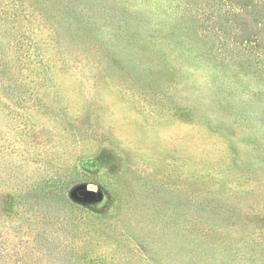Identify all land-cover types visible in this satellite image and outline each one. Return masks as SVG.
Listing matches in <instances>:
<instances>
[{"label":"rangeland","instance_id":"obj_1","mask_svg":"<svg viewBox=\"0 0 264 264\" xmlns=\"http://www.w3.org/2000/svg\"><path fill=\"white\" fill-rule=\"evenodd\" d=\"M3 4L0 264H145L126 245L146 237L162 252L158 262L175 264L169 232L161 238L164 214L192 221L214 199L236 214L243 201L255 220L264 217V207L258 211L264 204V150L253 143L264 144V130L249 121L260 118L264 125L257 116L263 103L254 98L257 79L238 71L233 76L211 61L116 50L108 60L102 57L105 65L95 66L90 53L81 78L63 77L53 64L45 75L42 63L56 52L46 45L36 50L48 42L44 20L28 7L18 19L9 18L11 3ZM222 70L239 90L215 80ZM236 120L248 125L238 129L242 133L231 125ZM57 174L66 188L52 206L60 219H52L47 203L28 201L17 188ZM124 211L123 223L112 225ZM258 228L264 231V223ZM121 239L123 249L116 248Z\"/></svg>","mask_w":264,"mask_h":264},{"label":"trees","instance_id":"obj_2","mask_svg":"<svg viewBox=\"0 0 264 264\" xmlns=\"http://www.w3.org/2000/svg\"><path fill=\"white\" fill-rule=\"evenodd\" d=\"M4 1L0 0V11L8 4L2 5ZM8 1L11 3L9 18L18 19L28 7L35 15L39 12L44 20L49 32L48 42L37 44L40 46L36 50L39 47L43 49L46 45L49 51L56 52L55 57L47 56L44 59L46 62L42 63L45 75L53 64L60 68L59 73L63 77L72 78L70 74L80 77L78 74L91 62L89 55L93 51L96 59L92 62L95 66L104 62L102 57L108 60L109 51L113 50L123 53L163 52L167 56L171 55L176 62L180 59L200 64L204 60L211 61V66L224 67L222 69L233 73V76L239 72L257 79L259 85L253 95L256 102H259L260 96L264 107V0ZM186 63L184 62L185 65ZM179 65L183 67V64ZM176 67L168 66V69ZM226 73L225 70L218 71L215 80L225 88L234 87L239 90L241 86H237L229 78L230 74ZM262 106L258 109H262V112L257 116L264 118ZM249 121L253 127L264 130V125L259 123L260 118ZM237 123L241 122L236 120L231 125ZM241 126L237 124L233 129L242 133L238 130ZM262 139L264 141V136ZM229 141V148L234 149V139ZM253 141L256 150H264L261 141ZM60 178L57 174L45 181L25 182L17 188V192L28 201L47 203L51 208L47 210L49 217L60 219L52 209L53 203L65 192L66 183ZM220 202L212 199L208 206L199 208V216L195 217L199 220L189 221L179 214L161 216L162 223L165 224L161 230V238L169 232L172 263L259 264L258 261L264 258V231L258 228V223H264V217L255 220L243 201L237 204L241 207L239 214H236L233 206L222 207ZM259 207L258 211L263 209L264 204ZM175 209L180 210L178 205ZM126 213L116 214L112 225L122 224L127 217ZM256 227L258 234L250 233ZM108 234L114 235V232ZM108 234L106 232L107 236ZM129 235L131 239H135L127 232V236ZM151 241L153 239L146 237L143 242L136 240L134 244L126 246L136 257L144 256L145 264H161L156 255H161L162 252L154 250L150 245ZM118 242L116 248L123 249V239ZM263 262L260 264H264ZM4 264L8 262L5 260Z\"/></svg>","mask_w":264,"mask_h":264},{"label":"water","instance_id":"obj_3","mask_svg":"<svg viewBox=\"0 0 264 264\" xmlns=\"http://www.w3.org/2000/svg\"><path fill=\"white\" fill-rule=\"evenodd\" d=\"M86 196H87L88 198H95V194L92 193V192H87Z\"/></svg>","mask_w":264,"mask_h":264}]
</instances>
